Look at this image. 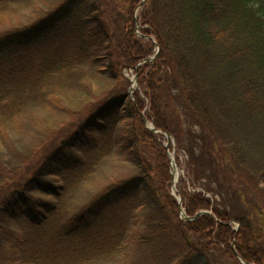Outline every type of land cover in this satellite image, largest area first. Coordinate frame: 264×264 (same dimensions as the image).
Returning a JSON list of instances; mask_svg holds the SVG:
<instances>
[{"label": "trees", "instance_id": "obj_1", "mask_svg": "<svg viewBox=\"0 0 264 264\" xmlns=\"http://www.w3.org/2000/svg\"><path fill=\"white\" fill-rule=\"evenodd\" d=\"M139 3L0 0V264H264V0Z\"/></svg>", "mask_w": 264, "mask_h": 264}, {"label": "rangeland", "instance_id": "obj_2", "mask_svg": "<svg viewBox=\"0 0 264 264\" xmlns=\"http://www.w3.org/2000/svg\"><path fill=\"white\" fill-rule=\"evenodd\" d=\"M141 1L142 0H140V3H141ZM138 4V5H136L135 7H134V9H133V18H134V20H135V23H134V25H135V33L138 35V36H140V37H143L144 39H150L149 38V36H152V35H149V34H144L140 29H141V25L139 24L140 23V21H139V17H138V15H139V12H140V7H141V4ZM145 41V40H144ZM153 43V42H152ZM159 47V46H158ZM155 49H156V46L154 45V43L152 44V48H151V51H150V53L146 56V59L147 58H155V56L157 55L154 51H155ZM158 53V52H157ZM156 54V55H155ZM151 58V59H152ZM151 59H148V60H146L145 61V59H143L142 61H139L138 63H136L134 66H140V65H142L143 63H145V62H149ZM145 61V62H144ZM120 72H121V75H122V77H124L125 79H127L128 81H129V85H128V87H127V92H128V96L130 97V92H129V90H130V88H131V85H133V88H132V93H131V96L133 97V98H135V95H134V93H135V91H138L139 93H141V86H140V84H139V74H138V71H137V69L136 68H134L133 69V67H122L121 69H120ZM132 97H130L131 99H133ZM181 101H183V97H179V100H177L176 102H175V107H176V109L179 111V112H181V113H183V106L181 105ZM141 114H142V111H141ZM144 116H145V114H144ZM85 116H83V117H81V121H83L85 118H84ZM146 117V116H145ZM84 118V119H83ZM185 118V116L183 115V119ZM146 119H147V123L148 124H150L151 126L153 125V123H152V121H150L147 117H146ZM148 124H146V122H144V125L146 126V128H148L149 130H151L148 126ZM73 129H75V127L73 128ZM119 129L120 130H122V125H120V127H119ZM163 136V137H162ZM162 136H160L161 137V139H162V143L164 144V145H168V147H170V149H167L166 151L167 152H169L171 155H173L174 156V161H176V162H174L175 164L177 163H179L180 164V162H183L184 163V160H186L185 159V156L183 155V154H178V153H176V147H175V141H174V137L171 135V137H169L168 139L166 138V136L165 135H162ZM173 149H174V152H173ZM177 158H178V160H177ZM169 163H170V160H169ZM171 169H170V173H171V177H170V190H171V192H173V190H172V183H171V179L173 178V167H170ZM177 169L179 170V175H178V177H177V180H176V190H177V185L180 183V177L184 174V170L182 169L181 170V168H180V166L178 165L177 166ZM187 190H189V191H194L195 189L193 188L192 189V187L189 185V184H187ZM177 193V192H176ZM175 194V193H174ZM174 196V195H173ZM176 196H178V193H177V195ZM250 196H252V197H255V198H257L258 199V196H257V194H255V193H251V194H249L247 197L250 199L251 197ZM251 200H252V198H251ZM252 207H254V205H252L251 203H248L247 201H245V208L246 209H248V210H250ZM200 211V210H199ZM198 212V211H197ZM194 215V214H193ZM234 226V224H232V227ZM236 226V225H235ZM241 257V256H240ZM242 257H241V259H240V261L242 262ZM245 261V260H244ZM240 262V263H241ZM245 262H247V261H245ZM243 263V262H242ZM248 263V262H247Z\"/></svg>", "mask_w": 264, "mask_h": 264}, {"label": "water", "instance_id": "obj_3", "mask_svg": "<svg viewBox=\"0 0 264 264\" xmlns=\"http://www.w3.org/2000/svg\"><path fill=\"white\" fill-rule=\"evenodd\" d=\"M143 120L146 122V118H145V117H143ZM148 127H149L150 129L154 130L155 132H161V133H164V134L166 135V137H169V133H168V132H165L164 130H158V129L152 127V126H148ZM169 157H170L171 160H173L171 156H169ZM172 188L175 190V185H174L173 182H172ZM178 202H179V204L181 205V198H180V196H179V198H178ZM180 210L182 211V214H184L182 208H180ZM207 212H208V211H206V210H201V211H198L197 213H195L193 216H187V215L184 214V218H186V219H192V218L196 217L197 215H200V214H202V213H207ZM237 256L241 259V257H240L239 255H237ZM242 262H243L244 264H246V262H245L243 259H242Z\"/></svg>", "mask_w": 264, "mask_h": 264}, {"label": "bare ground", "instance_id": "obj_4", "mask_svg": "<svg viewBox=\"0 0 264 264\" xmlns=\"http://www.w3.org/2000/svg\"><path fill=\"white\" fill-rule=\"evenodd\" d=\"M177 176H178V169H177L176 166H174V168H173V178H174V180L177 179Z\"/></svg>", "mask_w": 264, "mask_h": 264}]
</instances>
